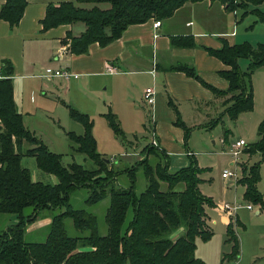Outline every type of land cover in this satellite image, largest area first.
Wrapping results in <instances>:
<instances>
[{"label": "trees", "instance_id": "16d2710c", "mask_svg": "<svg viewBox=\"0 0 264 264\" xmlns=\"http://www.w3.org/2000/svg\"><path fill=\"white\" fill-rule=\"evenodd\" d=\"M201 0H66L47 4L40 20L41 28L59 24L81 22L83 31L73 36L67 32V51L81 54L88 45L99 46L116 40L130 24H138L152 18L169 17L185 2ZM226 8L237 7L233 0H224ZM251 4L249 12L264 26V11L258 5L262 0H241ZM26 1L5 0L0 5V19L13 28L19 21ZM105 3V7L99 4ZM89 4V6H82ZM172 45L193 46L189 38L170 37ZM228 69L219 71L227 80V88L216 90L203 82L193 67L186 63L170 66L193 77L207 86L216 95L229 94L221 114L234 120L238 113L249 111L253 106L251 73L258 67L264 74V42L254 45L247 41L227 44L219 49H207ZM247 59L244 70L238 67V59ZM13 66L8 59L0 60V216L11 215L0 228V264H203L194 255L195 237L207 240L212 234L206 224L205 206L212 201L199 191L201 169L190 157L185 167L170 171L167 155L158 146L150 143L142 148L141 158L124 172L128 186L114 187V176L119 172L107 167L90 133L88 116L65 104L69 116L84 127L83 134L66 132L73 143L72 152L84 154L92 160L94 168L86 169L75 162L64 166L61 155L50 151L22 123V114L15 108L12 97ZM168 105L174 113V124L182 127L183 138L189 133L175 105ZM108 115V114H107ZM220 115L206 127L218 123ZM109 125L119 134L117 122L108 117ZM28 147L22 149V143ZM246 153L264 155V114L256 127V139L243 147ZM159 159L151 164L148 155ZM22 156L33 157L35 166L55 177L56 182L32 180L29 170L22 166ZM140 166L146 180L145 187L137 194L134 191V175ZM258 161L242 168L237 180L243 185L242 198L264 210V192L260 193L255 183L259 179ZM164 183L165 187H161ZM84 188L86 204L98 202L108 194L109 202L104 214L106 231L99 234L95 216L84 209L73 208L70 194ZM50 215L48 230L43 241L25 240V229L41 210ZM127 210L131 216L125 221ZM69 219L80 235L69 236L64 220ZM83 233V234H82ZM226 233L232 241V253H237V242L229 224Z\"/></svg>", "mask_w": 264, "mask_h": 264}, {"label": "rangeland", "instance_id": "374dc122", "mask_svg": "<svg viewBox=\"0 0 264 264\" xmlns=\"http://www.w3.org/2000/svg\"><path fill=\"white\" fill-rule=\"evenodd\" d=\"M232 2L238 7L236 11L227 12L221 18L226 21L227 31L233 29L238 34H242L245 28L251 25V34L255 38H259L260 34L264 33V26L252 12H249L252 5L245 4L241 0ZM82 6H89V4H82ZM99 6L105 7L106 4L102 3ZM214 6L216 8L217 4L215 3ZM258 8L264 11V0L258 5ZM242 13L245 14L242 15ZM67 41L66 39L65 42L67 43ZM244 66L241 69H244ZM258 69L262 77V69L260 67ZM78 81L79 83L76 85L72 81L65 84V81L59 78L49 80L28 78V80H24L22 90L20 88L22 123L50 151L61 155V164L66 166L75 162L86 169H91L94 168L92 160L84 154L72 152L70 149L73 143L68 139L66 132L71 131L80 135L83 134L84 127L69 116L68 109L64 104L86 114L91 122L90 133L95 141L96 151L103 159H108V162H105L108 168L119 172L114 176L113 186L125 188L128 186V177L124 169L129 168L141 158L142 148L150 141L149 113L147 107L142 103L141 95L145 86H152V79L146 74L124 79L106 73L100 78L90 77L84 83L80 82L82 81L80 77ZM121 81L128 83L123 93L116 89L120 86ZM262 81H264L263 78ZM180 108L178 109L180 120L190 130L184 144L179 142L176 133L168 132L171 141L177 146L167 159L168 169L175 170L189 164L191 158L186 155V150L191 151L196 164L201 169L198 175L200 178L199 191L212 201V205L205 206L212 234L207 240L195 237L194 255L203 264H264V210L261 209L260 213L256 214L255 210L258 209V206L242 198L243 186L237 184L232 177L226 179L221 177V172L225 169L235 170L237 176L241 174L237 163L246 159L248 153H243V148H241L235 160L236 164H232L228 144L241 138L246 145L256 139V128L252 123L255 119L251 120L248 116L256 115L258 105L255 104L252 111L243 114L246 115V120L241 119L243 116H239L231 121L226 115H222L220 121L211 128L200 127L197 124L202 122L204 112H209V115H206V121L219 116L222 110L221 104L217 103L215 109L213 107L211 109H192L186 104ZM163 110V116L171 113L170 109ZM110 115L113 117V121L118 124L119 134H116L109 125L108 117ZM225 129L228 130L226 136H224ZM176 131L181 133L182 130L176 127ZM26 147L28 145L25 142L22 143V149ZM263 156L259 153H252L248 160L251 164L262 159L259 170L260 178L255 183L256 189L262 193L264 192ZM147 158L151 164L159 159V157L150 154ZM20 163L29 170L32 180L56 182L53 175L45 173L35 166L33 157L22 156ZM145 184L142 168L137 166L134 175L135 193L142 191ZM161 187H165L164 183H161ZM86 196V189L78 188L70 194V203L73 208L84 209L92 213L96 218L99 234H104L106 231L104 214L109 202L108 194L92 204L84 202ZM223 203H227L229 207L237 204L241 206L234 210L231 208L224 210L220 208ZM245 204L250 205V208L242 206ZM45 213L48 214L47 210H41L33 222L44 221L45 217L49 221L50 215L43 216ZM220 215L228 217L227 224H229L237 242L236 254L232 253V241L228 240L226 233L227 224L220 220ZM236 215L239 225H236ZM10 216L8 214L0 216V228L8 222ZM130 216V210H127L125 221ZM64 224L69 236L80 235L73 229L69 219H65ZM47 230L48 227L42 228L41 226V229L36 232L25 233L24 239L43 241Z\"/></svg>", "mask_w": 264, "mask_h": 264}, {"label": "crops", "instance_id": "0c3cea01", "mask_svg": "<svg viewBox=\"0 0 264 264\" xmlns=\"http://www.w3.org/2000/svg\"><path fill=\"white\" fill-rule=\"evenodd\" d=\"M4 1L0 0V5ZM25 1L22 15L13 28L10 29L7 22L0 19V60L8 59L13 66L11 77L12 97L16 110L21 113L20 88L22 90V83L28 78L45 80L59 78L65 81V84L72 81L77 85L79 77L82 80L80 82L84 83L90 77L100 78L105 76L106 73L116 75V78L124 79L146 74L152 79V87L155 91L151 105L154 119V138L157 146L162 149L168 159L169 155L177 147L171 141L168 132L176 133L179 142H183V144L185 139L183 138L182 127L173 122L174 113L167 100L170 99L177 110L181 109L180 107L185 104L192 109H211V107L215 109L217 103L221 104L222 110L219 114L221 119L222 115H226L221 113L226 105L225 100L229 95H216L209 87L201 84L198 80L187 76L180 70L171 69L170 66L178 63L189 64L203 82L216 90L223 91L227 88L228 83L219 74V71L228 69V66L209 54L207 49H219L223 42L229 45L242 41H247L252 45L257 42H264V33L260 34L259 38H255L251 34V25L247 26L242 34H238L233 29L227 31L226 21L221 19L222 15L227 12H234L238 7L229 10L226 8V2L222 0H201L185 2L169 17L158 20L159 25L155 28L153 27V22L157 19L152 18L142 23L130 24L116 40L105 46L91 43L85 53L72 54L66 49L65 34L69 32L73 36L78 35L84 29V25L81 22L59 24L45 30L41 28L40 24L47 4H57L66 0ZM215 3L217 4L216 8L214 6ZM214 10H216L215 13ZM244 14L242 13V15ZM171 36L190 38L193 46L172 45L170 43ZM247 61L245 58L238 59L240 70L245 69ZM242 66H244V69H241ZM258 68L255 69L256 72L254 70L250 75L253 106L257 104L258 109H256V115L248 116V118H251V120L255 119L252 122L255 128L264 114V81H262L264 74L261 77ZM151 69L153 74L149 72ZM54 71L66 72L68 75L52 76L51 73ZM127 84L126 81H121L120 86L116 87L117 91L123 93ZM146 87L148 86L144 88ZM142 103L148 109V106L143 101ZM253 106L251 110L240 112L236 117L243 116L241 119L246 120V115L243 114L252 111ZM163 109H170L171 113L163 116ZM206 115H209V112H204L202 122L197 125L204 128L215 126L217 123L211 127H206L216 118L206 121ZM176 127L181 128L182 135L179 131H176ZM227 131L225 129L224 136H226ZM242 151L246 153L244 150ZM186 152H189V154H186L188 157L194 156L191 151L186 150ZM251 155L252 153H248L246 159L237 163L241 173L238 176L236 175L235 182L237 184H240L237 180L243 174L242 168L254 163L250 164L248 162ZM257 161L260 170L262 159ZM260 211L261 209L258 208L255 213L258 214ZM47 215L49 214L45 213L43 216ZM206 217V224L209 226L207 213ZM220 220L225 224L228 223V217H224V215H220ZM235 221L236 225H239L237 215L235 216ZM49 222L50 220L48 221L45 217L44 221L40 220L36 223H30L26 226L25 233L36 232L41 229V226L42 228L48 227Z\"/></svg>", "mask_w": 264, "mask_h": 264}, {"label": "built area", "instance_id": "2783aa9c", "mask_svg": "<svg viewBox=\"0 0 264 264\" xmlns=\"http://www.w3.org/2000/svg\"><path fill=\"white\" fill-rule=\"evenodd\" d=\"M159 25V21L158 20H154L153 22V27H157ZM149 72L151 74H153V70H149ZM52 76H56V75H61V76H67L68 73L66 72H59V71H54L53 73H51ZM154 94H155V91L153 89V87H146L144 88L143 90V93H142V101L148 106V113H149V135H150V141L149 143L153 146H157V143L155 141V138H154V126H153V117H152V109H151V105L153 103V100H154ZM245 146V143L243 141V139L239 138V139H236L232 142H230L228 144V148H229V152H230V155L232 157V164H235V160L237 159V155L239 153V150L241 148H243ZM186 154H189V152H186ZM221 177L222 178H229V177H232L233 179L236 178V173H235V170L231 171V170H228V169H225L221 172ZM239 205H232L231 207H229V205L227 203H223L220 208L224 209V210H230V208L232 210H234L236 207H238ZM246 208H250V205H245Z\"/></svg>", "mask_w": 264, "mask_h": 264}, {"label": "water", "instance_id": "95a60500", "mask_svg": "<svg viewBox=\"0 0 264 264\" xmlns=\"http://www.w3.org/2000/svg\"><path fill=\"white\" fill-rule=\"evenodd\" d=\"M104 160V162H108V159H103Z\"/></svg>", "mask_w": 264, "mask_h": 264}]
</instances>
